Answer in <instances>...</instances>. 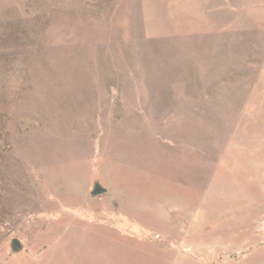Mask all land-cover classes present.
<instances>
[{"label": "rangeland", "instance_id": "obj_1", "mask_svg": "<svg viewBox=\"0 0 264 264\" xmlns=\"http://www.w3.org/2000/svg\"><path fill=\"white\" fill-rule=\"evenodd\" d=\"M0 264H264V0H0Z\"/></svg>", "mask_w": 264, "mask_h": 264}, {"label": "water", "instance_id": "obj_2", "mask_svg": "<svg viewBox=\"0 0 264 264\" xmlns=\"http://www.w3.org/2000/svg\"><path fill=\"white\" fill-rule=\"evenodd\" d=\"M105 190L103 188H101L100 186H98L97 184H95L93 186V189L90 193V195L92 197H96V196H100L105 194ZM22 250V245L17 241V240H12L11 242V253L15 254L16 252H19Z\"/></svg>", "mask_w": 264, "mask_h": 264}]
</instances>
